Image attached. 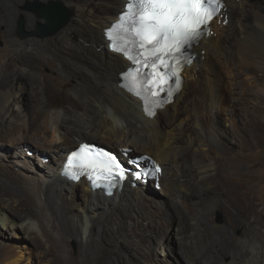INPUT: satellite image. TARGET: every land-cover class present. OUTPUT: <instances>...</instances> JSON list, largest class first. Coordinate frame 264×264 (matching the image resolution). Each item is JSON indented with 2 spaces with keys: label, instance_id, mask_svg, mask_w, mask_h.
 Here are the masks:
<instances>
[{
  "label": "bare ground",
  "instance_id": "obj_1",
  "mask_svg": "<svg viewBox=\"0 0 264 264\" xmlns=\"http://www.w3.org/2000/svg\"><path fill=\"white\" fill-rule=\"evenodd\" d=\"M19 1L13 0V32L16 20L19 21ZM225 1L226 11L211 22L215 34L208 32L194 46L197 57L185 69L182 89L174 102L154 117L145 113L141 98L125 87L121 73L130 63L113 49L106 36L105 29L110 30L120 18L126 6L124 0H75L79 4L77 15L56 34L26 41V48L15 55L18 66L8 68L0 78V151L6 152L9 145L23 144L25 155L30 157L27 136L32 132L45 141L36 143V147L54 157L51 156L53 163H37L35 168L23 162V169L0 159V182L20 183L28 199L41 210L37 216L24 213L23 206L18 204L21 201L0 188V227L37 249L46 250L32 232L39 226L50 243L49 252L43 255L53 254L51 264H71L66 255L67 245L77 240L84 247L95 234L120 246L121 256L115 264L122 260L125 264H172L166 260V240L174 233L181 242L186 264H264V209L255 202L245 205L233 187L228 189V202L235 204L237 211L227 209L226 228L237 230L243 224L239 217H243L244 236L236 247L220 251L215 261L209 251L222 245L219 237H213L209 244L201 243L199 237L205 224L192 223L191 231V224L189 228L180 226L174 215L183 208L181 220H187L192 211L188 200L199 197L200 190L202 197L216 190V178L208 179L215 166L198 152L210 145V139L224 140L223 136H228L229 123L221 120L223 111H243L247 118L242 119V134L251 145L257 143L250 131L256 134L258 143L262 140L258 127L264 130V95L257 94V84L260 81L264 86V7L254 6L249 11L251 0ZM72 2L68 0L67 5L72 6ZM102 5L106 6L104 11ZM27 15L28 23L31 17V24L36 19L45 21L34 13ZM222 35L224 40L215 38ZM226 40L231 42L229 46ZM58 56L67 62H61L57 69L65 78L63 82L75 78L72 94L77 105L73 110H54L50 100L60 89L47 76L38 77L43 61L55 64ZM52 67L55 70L56 64ZM8 86L16 90L4 91ZM255 93L257 103L250 105ZM79 108L86 112L79 113ZM210 117L217 119V132L211 128ZM87 137L116 151L130 147L153 156L163 165L161 189L152 182L141 181L133 187L132 180H128L123 188L106 195L103 190L94 191L84 179L73 182L64 177L62 161ZM36 150L35 156L45 160L48 154H37ZM40 167H48L50 172L46 174ZM190 168L198 170L194 175H186L184 170ZM238 192L246 196L243 189ZM212 199L197 207L202 211L214 209ZM60 219L66 228L59 227ZM51 227L60 237L55 236ZM2 261L1 264H23L25 259L15 249L12 256H5Z\"/></svg>",
  "mask_w": 264,
  "mask_h": 264
},
{
  "label": "rangeland",
  "instance_id": "obj_2",
  "mask_svg": "<svg viewBox=\"0 0 264 264\" xmlns=\"http://www.w3.org/2000/svg\"><path fill=\"white\" fill-rule=\"evenodd\" d=\"M37 1H40L45 4H48L50 1L62 2L72 13L70 21L74 16L77 15V11L79 8V4H76L75 0H73L72 6L67 5L68 0H21L19 1V3H16L18 4L20 10L19 21L16 20V22H18L15 27L16 30L13 32V29H11L8 35L3 39L4 44L3 45L0 44V78H2V76L6 73V70L8 68L12 69L18 66L15 60V55L18 52L22 51L24 48H26L25 46L26 41L29 38L38 36V35H28L25 38H22L20 36L18 29L19 22L22 18L25 20L24 29L29 34L35 31L39 27V23L41 22H39L37 19L35 24H31L32 17L28 23L27 14L34 12L24 8L28 3H34ZM238 2L240 1L238 0ZM250 5L248 8L249 11L253 10L254 6L263 5L262 7H264V0H251ZM105 9L106 6L102 5L101 11H104ZM43 23H45V21ZM234 25L235 22L233 23V26ZM213 31L215 34V29ZM50 36L51 35H49L48 37ZM223 37L224 35H222V37L216 36L215 38L224 40ZM230 44L231 42L227 41L226 45L229 46ZM31 51H36V50H31ZM35 54L39 55L38 53ZM36 58L37 60L40 59V57H36ZM56 60L58 62L55 63L56 64L55 70L52 67V65H55L53 64V62H49L47 64L45 61H43L44 65L40 67L38 77L41 76L42 78V76H47V80L56 88L60 89L59 93L55 94L50 100V104L53 106L54 110L61 111L66 108L73 110V108L77 105L76 101L74 100V96L72 94L73 82L75 81V78L63 82V79L65 78L60 75L57 69L60 68L61 62L64 63L65 61L64 58L63 57L61 58L60 56H58ZM262 66H264V64ZM200 72H202V69ZM257 85H258L257 94L260 93L264 95V86L260 83V81L258 82ZM13 90L16 89H13L12 86H8L4 91L13 92ZM12 96L14 97L15 93H13ZM254 103H257L256 93L255 95L252 96L250 105ZM243 107L246 106L243 105ZM15 108L17 109V107ZM78 112L83 114L86 111H84L83 108L82 109L79 108ZM244 118H247V116L244 114L243 111H240L235 114L232 111V109L229 108L228 111L222 112L221 120L227 121L229 123L228 126L229 134H227L228 136H225L223 133L224 140L210 139L211 142L210 145L201 148L200 149L201 153L200 151L198 152V154L202 156L205 160H207L208 163L212 162V164L215 166L213 168V171L209 172L208 179L211 181L216 178V185H215L216 190H214L211 194L207 195L208 198L202 197V195L200 194L201 193L200 190V193L198 195L199 197L195 196L194 199L191 198L190 200H188L187 204L192 206V211L189 212V214L187 215L189 221L188 219L181 220V218L185 214L183 208H180L174 212V215L177 218L179 225L189 228V225L191 224V228H190L191 231L193 229L192 223L195 224L198 221L202 224H205L204 231L202 235L199 237L201 243L206 242L205 244L207 243L209 244L210 241L213 239V237L215 236L219 237V239L221 240L220 245L221 244L222 245L216 248H211L209 251L210 258L212 261L217 260L220 251L222 252L228 251L230 250V248L236 247L238 244H240L242 242L241 239L244 236L245 218L243 217H239V219L242 221L243 224L237 230L226 228L227 209L229 208L234 212L237 211L235 204L231 205L228 202V196H229L228 189L230 187H233L234 190H237L235 191V195L245 205H248L251 202H255L260 205L259 206L260 209L262 208L264 209V130L258 127V132L260 134L262 133L261 143L257 142L256 134L253 131H250L249 134L251 138L257 143V145H251L248 142L247 136L242 134V130H241V128L243 127L242 119L244 120ZM210 122L213 132H217L218 130L217 119L214 117H210ZM27 137H26L28 139L27 141L31 143L30 148L27 151V155L30 157H27L25 155V149L22 147L23 144H20L18 146L9 145V149L6 150V152L4 153L0 151V159L2 160L4 159L5 162H8L14 166H17V168L20 167L22 169H23V165L26 164H27L26 166H30V168L31 167L35 168L37 167V163H46V164L53 163V161L51 160L52 158L51 156L54 157V155H51L49 152H45L44 149L41 152L40 151L41 149L36 147L37 145L36 143L43 144L45 142L42 139V136L34 135L31 132L30 135H28ZM86 139L89 142L93 140L92 138L89 137H87ZM34 149L35 150L38 149L36 150L37 154L38 152H41L48 154L49 156L48 155L45 156L44 157L45 160H43L44 161L43 162L41 160L43 158H40V156L39 157L35 156ZM134 154L139 155V154H143V152L134 150L132 155ZM7 155L9 156L7 157ZM10 157H12L11 161H9ZM23 162L24 164L21 165ZM40 170L46 174L50 172V169L48 167L47 168L40 167ZM197 170L198 168H195V170L193 168H190L184 170V173L186 175H190V174L194 175L193 172L195 173V171L197 172ZM25 175L29 176V174L26 173ZM194 178L197 179L196 176H194ZM0 188L5 193L13 195V197H15V200L17 202L21 201L18 204H21L23 206L24 213L26 212V214H33L37 216L38 213L41 211L36 203L31 202L28 199V195L26 191H24L20 183L10 184L5 181H1ZM153 188L155 187L153 186ZM242 189L245 192L246 196H242L238 192V190H242ZM206 199H210V200L212 199L216 207L209 211L200 210L197 207L198 204L201 205L202 203H204V201H206ZM220 219H222V222H220L221 221ZM105 220H107V218H105ZM58 224L59 227L66 228L65 223L61 219L59 220ZM50 229L54 231L56 237H60L58 235V232L54 228L51 227ZM32 232L33 235L38 239H40L41 242L45 245L46 250L45 248L37 249L36 247L33 246V244L32 245L31 243L29 244V242L23 240L20 236L13 234L12 232H10L7 229H4L3 227H0V264L3 262L2 260L5 256H12L14 254L15 249L21 251V253L24 255L25 261L23 262V264H27V262L28 264H51L54 258L53 254L49 253L48 255H43L44 252H49V250L47 251V249H50L49 241H47V238L43 235L41 228L39 226L37 228H34ZM1 246L3 248H1ZM166 246L168 252L167 254L168 258L166 257L167 261L169 260V262L172 264H186V261L182 255V250H183L182 245L176 233L172 234L166 240ZM119 247L120 246L117 244L110 243L108 239H106L105 237H101V236L98 237V235L95 234L93 239L90 242H88L84 247H81L80 243L77 240H71V243L67 245L66 255L70 260L71 264H115L116 259L121 256V250ZM3 254L6 255H4L3 257L2 256ZM227 260H229V258ZM120 264H125V263L122 260V263ZM164 264H167V262Z\"/></svg>",
  "mask_w": 264,
  "mask_h": 264
},
{
  "label": "snow or ice",
  "instance_id": "obj_3",
  "mask_svg": "<svg viewBox=\"0 0 264 264\" xmlns=\"http://www.w3.org/2000/svg\"><path fill=\"white\" fill-rule=\"evenodd\" d=\"M125 4L120 23L113 25L122 38V46L117 51L127 54L135 50L136 56L129 58L152 70L145 74L144 81L133 77L136 84L149 90L156 85L157 78L164 76L160 68L171 67L166 57L174 59L177 66L180 64L183 50L203 35L204 27L221 7V0H125ZM176 83H180L179 79ZM91 148L82 145L69 157L66 167L80 170L76 178L86 174L91 180L89 170L94 169L107 173L112 179L124 178L126 170L115 156L103 149L92 152Z\"/></svg>",
  "mask_w": 264,
  "mask_h": 264
},
{
  "label": "water",
  "instance_id": "obj_4",
  "mask_svg": "<svg viewBox=\"0 0 264 264\" xmlns=\"http://www.w3.org/2000/svg\"><path fill=\"white\" fill-rule=\"evenodd\" d=\"M24 8L33 11L39 18H44L45 23H39V27L29 34L24 29L25 20L22 18L18 25L19 33L22 38H25L28 35H38L41 37L53 35L57 33L60 28L65 26V24L70 21L72 16V13L62 2L50 1L48 4H45L37 1L34 3H28ZM1 36L2 35L0 30V39ZM90 142L117 152L106 144H102L96 141ZM220 220V222H222V219Z\"/></svg>",
  "mask_w": 264,
  "mask_h": 264
},
{
  "label": "flooded vegetation",
  "instance_id": "obj_5",
  "mask_svg": "<svg viewBox=\"0 0 264 264\" xmlns=\"http://www.w3.org/2000/svg\"><path fill=\"white\" fill-rule=\"evenodd\" d=\"M13 2L12 0H0V30L1 39L0 43H3V39L8 35L12 29L11 22V12H12Z\"/></svg>",
  "mask_w": 264,
  "mask_h": 264
},
{
  "label": "clouds",
  "instance_id": "obj_6",
  "mask_svg": "<svg viewBox=\"0 0 264 264\" xmlns=\"http://www.w3.org/2000/svg\"><path fill=\"white\" fill-rule=\"evenodd\" d=\"M124 2H125V0H124ZM225 2H226V1H225ZM125 7H126V6H125ZM124 11H125V8L122 9V12H124ZM122 12H121V13H122ZM114 22H115V21H114ZM114 22H113V23H114ZM37 23H38V22H37ZM113 23H112V24H113ZM107 29H108V28L105 29V32H106ZM106 36H107V33H106ZM107 38H108V37H107ZM108 40H109V39H108ZM109 41H110V40H109ZM129 63H130V62H129ZM129 67H130V66H129ZM129 67H128V68H129ZM128 68H127V69H128ZM127 69H126V70H127ZM126 70H125V71H126ZM125 71H124V72H125ZM122 73H123V72H122ZM184 78H185V75H184ZM145 113H146V112H145ZM90 143H91V142H90ZM72 150H73V149H72ZM72 150H71V151H72ZM71 151H70V152H71Z\"/></svg>",
  "mask_w": 264,
  "mask_h": 264
}]
</instances>
